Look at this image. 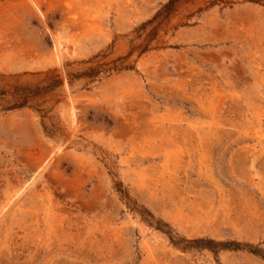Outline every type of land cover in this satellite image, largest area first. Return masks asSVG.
Listing matches in <instances>:
<instances>
[{"label": "rangeland", "instance_id": "374dc122", "mask_svg": "<svg viewBox=\"0 0 264 264\" xmlns=\"http://www.w3.org/2000/svg\"><path fill=\"white\" fill-rule=\"evenodd\" d=\"M171 1L0 0V264H264V6Z\"/></svg>", "mask_w": 264, "mask_h": 264}, {"label": "trees", "instance_id": "16d2710c", "mask_svg": "<svg viewBox=\"0 0 264 264\" xmlns=\"http://www.w3.org/2000/svg\"><path fill=\"white\" fill-rule=\"evenodd\" d=\"M176 0H172L170 4H173ZM248 2L260 4L264 6V0H247ZM233 0H215L209 6L214 4L224 3L225 5L233 3ZM183 25H188L184 23ZM60 84L59 80L52 81L43 86H34V88H17L11 92V96L8 91H0V109L4 111L30 107L39 113L42 118H50V113L53 107L49 106L50 102L56 101L53 97L42 99V97L56 90ZM196 243V242H195ZM197 244V243H196ZM227 246L226 243H217L214 241H208V244L203 247L214 249L216 252L219 248Z\"/></svg>", "mask_w": 264, "mask_h": 264}, {"label": "bare ground", "instance_id": "6f19581e", "mask_svg": "<svg viewBox=\"0 0 264 264\" xmlns=\"http://www.w3.org/2000/svg\"><path fill=\"white\" fill-rule=\"evenodd\" d=\"M57 54V53H56ZM59 55V54H58ZM57 56V55H56ZM47 154V153H46ZM33 163V162H32ZM45 168V167H44ZM43 168V169H44ZM7 173V172H6ZM39 175V174H38ZM6 181V180H5ZM8 184V183H7ZM20 185V184H19ZM26 185V184H25ZM7 192V191H6ZM2 194V193H1ZM5 194V193H4ZM14 194V193H13ZM37 194V193H36ZM13 196V195H12ZM15 197V196H14ZM27 198V197H26ZM14 199V198H13ZM4 200V199H3ZM6 201V200H5ZM10 202H11V200H10ZM6 203H8V202H6ZM12 203V202H11ZM56 203H58V202H56ZM72 205V204H71ZM16 206V205H15ZM35 208V207H34ZM33 209V208H32ZM11 210V209H10ZM19 210V209H18ZM34 212V211H33ZM36 212V211H35ZM12 214V213H11ZM10 214V215H11ZM35 214V213H34ZM34 220V219H33ZM37 220V219H36ZM34 222V221H33Z\"/></svg>", "mask_w": 264, "mask_h": 264}]
</instances>
